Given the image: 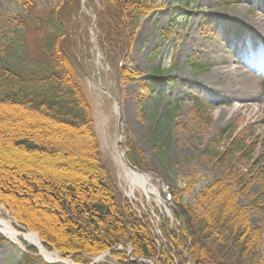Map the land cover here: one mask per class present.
I'll return each mask as SVG.
<instances>
[{
  "label": "trees",
  "instance_id": "trees-1",
  "mask_svg": "<svg viewBox=\"0 0 264 264\" xmlns=\"http://www.w3.org/2000/svg\"><path fill=\"white\" fill-rule=\"evenodd\" d=\"M87 1L105 57L124 80L136 79L139 71L120 69L115 59L129 58L140 20L157 6L150 0ZM17 2V17L4 16L0 22V203L13 218L36 232L47 249L80 264L128 244L133 257L157 264H264L263 233L249 222L250 211L264 213V137L254 126L231 124L217 130L206 156L224 168L225 176L208 182L185 206L193 231L183 235L163 223L166 241L158 244L102 157L69 29L80 0H60L47 9H39L36 0ZM167 35L163 30V40ZM149 78L161 81L160 67ZM178 109L176 103L168 117ZM188 115L187 128L213 122L199 87L191 95ZM128 156L137 167L145 161L134 144ZM175 196L180 203L183 193ZM5 240L0 234V245ZM27 250L17 264H47L34 256V248ZM110 253L119 264H148L129 260L126 251Z\"/></svg>",
  "mask_w": 264,
  "mask_h": 264
},
{
  "label": "rangeland",
  "instance_id": "rangeland-1",
  "mask_svg": "<svg viewBox=\"0 0 264 264\" xmlns=\"http://www.w3.org/2000/svg\"><path fill=\"white\" fill-rule=\"evenodd\" d=\"M150 1L157 9L140 20L129 58L115 59L118 68L140 72L134 80H124L120 71L106 62L98 41L96 15L87 0H80L78 14L74 15L69 29L77 43L75 52L83 68V72L79 71L80 80L92 105L103 160L111 169L119 190L133 209L146 218L157 243L163 244L166 239L161 224L166 223L183 235L190 234L194 228L185 206L193 204L208 182L225 176L224 168L206 156L207 144L215 140L217 130L231 124L239 129L251 124L264 137V38L260 44L259 40H254L250 51L247 36L239 35L241 30H255L249 21L264 19V0H231L228 5L221 0ZM36 2L39 9H47L57 6L60 0ZM20 12L17 0H0V22L5 20L4 16L14 18ZM229 15L231 20H228ZM163 30L168 31L167 40H163ZM31 48L34 53L32 45ZM190 58L204 68H194L188 61ZM157 67L161 69V81L149 78L152 69ZM247 78L252 79L250 86H245ZM196 87L204 91L213 122L201 128L189 123L187 128L184 126L189 121L191 95ZM108 91L117 97L119 106ZM176 103L179 109L170 119L167 112L175 108ZM130 144L144 155L145 161L136 168L151 178V194L132 185L116 159L117 149L129 159ZM124 162L128 166L126 159ZM172 187L175 188L174 200L168 202L165 195L172 192ZM252 189L258 192L260 187L253 184ZM177 193H183L180 203L175 199ZM240 201L245 203L241 198ZM7 212L19 229L28 230ZM249 222L263 233L264 257V213L250 211ZM23 244L21 249L6 239L0 245V264L22 261L28 247L34 248V256L47 264H80L48 249L61 257L62 262L52 263L45 260L35 246ZM113 250L126 251L129 260L134 262H156L133 257L129 244ZM110 252L90 261L92 264H119Z\"/></svg>",
  "mask_w": 264,
  "mask_h": 264
},
{
  "label": "bare ground",
  "instance_id": "bare-ground-1",
  "mask_svg": "<svg viewBox=\"0 0 264 264\" xmlns=\"http://www.w3.org/2000/svg\"><path fill=\"white\" fill-rule=\"evenodd\" d=\"M230 16H228V20L230 19ZM250 25L255 26V30H241L239 35H246L247 40L250 44V51L252 46L254 47V40H259L260 42L263 41L264 38V19L258 18V21H249ZM232 27H235L236 29H240V27L237 25L232 24ZM247 49V48H246ZM242 51V50H241ZM252 84V79L247 78L245 86H250ZM247 88V87H246ZM118 109V107L116 108ZM120 140L117 141V145L119 146ZM124 153L120 149L116 150V159L120 162L121 166L123 167L126 176L131 181L132 185H138L141 187L146 194L153 193V189L151 188V178L146 175L139 173L137 171H134L133 169L129 168L125 162H124ZM0 233L8 240L10 244L16 245L23 249V243L26 242L31 246H35L39 254L47 261L50 262H57L61 259L60 255L57 252H50L48 249H46L38 236V234L24 229H19L14 222L12 221V217L9 216V213L5 210V208L0 204Z\"/></svg>",
  "mask_w": 264,
  "mask_h": 264
},
{
  "label": "water",
  "instance_id": "water-1",
  "mask_svg": "<svg viewBox=\"0 0 264 264\" xmlns=\"http://www.w3.org/2000/svg\"><path fill=\"white\" fill-rule=\"evenodd\" d=\"M115 100L117 101V98H115ZM120 120H121V118H119V121H120ZM124 157H125V159H126V161H127L128 166H129L131 169H133V170H135V171H138V172H142V171L138 170V168H136L134 165L131 164V162L128 160V157H127L126 154L124 155ZM57 262H62V261H57ZM57 262H52V263H57ZM91 264H92V263H91ZM153 264H156V262H153Z\"/></svg>",
  "mask_w": 264,
  "mask_h": 264
}]
</instances>
